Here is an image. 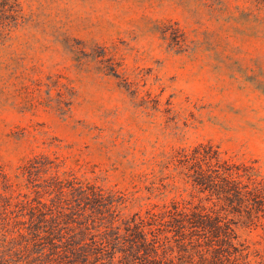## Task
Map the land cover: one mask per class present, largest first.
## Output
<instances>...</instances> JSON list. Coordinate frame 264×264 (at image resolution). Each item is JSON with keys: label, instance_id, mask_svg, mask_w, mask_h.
I'll use <instances>...</instances> for the list:
<instances>
[{"label": "rangeland", "instance_id": "374dc122", "mask_svg": "<svg viewBox=\"0 0 264 264\" xmlns=\"http://www.w3.org/2000/svg\"><path fill=\"white\" fill-rule=\"evenodd\" d=\"M252 1L0 0V167L57 154L124 191L143 163L210 142L264 176ZM244 236L264 256L262 227Z\"/></svg>", "mask_w": 264, "mask_h": 264}, {"label": "trees", "instance_id": "16d2710c", "mask_svg": "<svg viewBox=\"0 0 264 264\" xmlns=\"http://www.w3.org/2000/svg\"><path fill=\"white\" fill-rule=\"evenodd\" d=\"M257 5L264 0H253ZM0 167V264H255L264 176L208 143L162 154L111 191L75 160Z\"/></svg>", "mask_w": 264, "mask_h": 264}]
</instances>
